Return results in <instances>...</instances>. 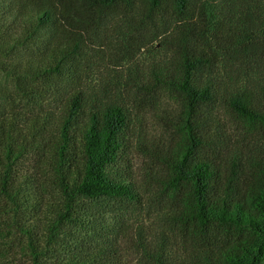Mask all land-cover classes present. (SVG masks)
I'll list each match as a JSON object with an SVG mask.
<instances>
[{"label":"trees","instance_id":"obj_1","mask_svg":"<svg viewBox=\"0 0 264 264\" xmlns=\"http://www.w3.org/2000/svg\"><path fill=\"white\" fill-rule=\"evenodd\" d=\"M138 204L135 264H264V0H0V264H128Z\"/></svg>","mask_w":264,"mask_h":264},{"label":"rangeland","instance_id":"obj_2","mask_svg":"<svg viewBox=\"0 0 264 264\" xmlns=\"http://www.w3.org/2000/svg\"><path fill=\"white\" fill-rule=\"evenodd\" d=\"M141 159L139 160L140 163ZM144 202V201H143ZM150 208L148 206H143V204H138L136 208L129 211L128 213L123 212V217H119L118 219L122 218L120 220V223L122 226H119L117 224V218H114L115 220H112V217L109 218V223H115L114 225H111V228H115L118 230V245L112 246V250H117L118 254H120L122 261L128 263V264H135L137 260L139 259V246L141 242V235L140 232L141 229H145L146 233H144V236L149 237V235L154 231L153 229H156L155 222L156 220L155 216H151L149 218V212ZM115 215V213H114ZM111 220V221H110ZM142 232V231H141ZM113 235H116L115 233ZM143 238V237H142Z\"/></svg>","mask_w":264,"mask_h":264}]
</instances>
